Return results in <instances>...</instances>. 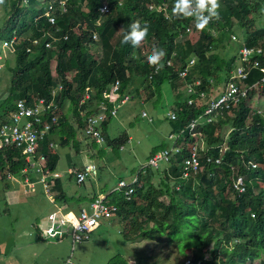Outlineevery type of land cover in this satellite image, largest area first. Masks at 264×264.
<instances>
[{
	"label": "trees",
	"instance_id": "16d2710c",
	"mask_svg": "<svg viewBox=\"0 0 264 264\" xmlns=\"http://www.w3.org/2000/svg\"><path fill=\"white\" fill-rule=\"evenodd\" d=\"M49 1L53 0H4L5 19L0 27V39L11 36L15 39L12 53L6 55L0 48L3 54L0 80L4 68L8 73L6 94L0 98V120L12 110L16 98L30 104L39 97L46 103L53 98L57 104L56 109L52 108L53 116L69 104L73 121L61 113L59 121L52 123L49 134L35 149L36 154L38 151L46 157L45 164L41 165L49 170L46 178L51 185L53 203L65 211L78 212L80 207L73 206V200L87 199L84 205L88 206L100 194L95 191L91 177L77 183L76 172L82 167L68 173L75 177L76 184L88 185L89 193L75 198L66 190L62 173L54 174L58 172L59 154L48 148L52 141L50 134L57 130L63 146L78 148V133L82 132L86 117L96 112L97 107L98 112L102 111L101 104L104 111L111 109L108 98L114 95L111 88L116 79L119 81L116 96L126 92L134 75L140 78L147 96L160 91L167 83L177 97L174 102L177 117L171 120V129L176 133L183 130L181 137L173 142L179 151L168 160L160 161L153 170L139 173L129 200L118 190L105 195L107 205L118 207L119 221L130 226L122 234L123 238L136 241L168 236L181 253L189 248L188 263L185 260L184 264H252L255 259L264 264V112L244 102L254 89L229 108L211 111L210 121L196 124L193 130L186 125L203 113L205 100L198 99L195 104L187 105L186 100L181 102V91L177 90L183 82L178 71L192 57L195 69L189 70L186 81L200 78L197 88L208 93L212 86L214 90L222 88L236 53L223 58L217 49L229 40L234 28L244 37L245 45H264V28L259 24L264 0H220L219 19L212 20L203 31L196 29L194 17L169 21L175 0H68L66 12L53 13L57 16L53 24L45 15ZM105 2L109 4L108 13L100 12ZM136 20L141 26L148 25V36L138 47L122 44L124 32ZM111 25L123 31L114 44L104 46L101 39ZM187 27L196 34V39L188 35L190 32L187 34ZM33 38H39L40 45L26 51ZM45 42H50V46L45 47ZM153 47L167 53L163 58L164 67L159 71L147 63ZM171 56L173 64L167 65L165 61ZM9 57H12L11 63ZM263 75L260 68H254L244 82L253 84ZM58 83L63 87L53 94ZM258 87L264 92V82ZM132 92L137 95L138 88ZM108 120L109 117L102 124L104 135ZM226 125L227 132L222 135L220 131ZM127 137L122 134L108 146H121L129 140ZM200 141H204V147L199 146ZM91 142L96 146L94 140ZM9 147L7 152L0 153V170L19 175L24 166L20 149L14 145ZM193 148L199 166L195 172L182 177V162ZM151 171H155L157 179L151 178L148 174ZM27 175L34 187L39 184L42 188L37 174L28 172ZM236 177H240L243 185L240 192L232 186ZM37 239L41 238L37 236ZM107 264H128V261L113 255Z\"/></svg>",
	"mask_w": 264,
	"mask_h": 264
},
{
	"label": "rangeland",
	"instance_id": "374dc122",
	"mask_svg": "<svg viewBox=\"0 0 264 264\" xmlns=\"http://www.w3.org/2000/svg\"><path fill=\"white\" fill-rule=\"evenodd\" d=\"M6 1L9 2V0ZM102 4H106L109 12V4L106 2ZM4 12L3 4H0V27L4 23ZM119 30L120 27L111 25L110 30L105 32L101 39V43L104 46L114 44L121 32ZM230 34L234 35L235 38L231 39ZM188 35L196 39V34L193 31ZM241 35L238 28L231 30L227 43L225 42L217 49L218 54L225 58L236 53L240 41L244 38ZM11 62L12 57H9V63ZM7 79L8 73L4 68L0 80V96L6 94L4 86ZM179 87L180 89L177 88V90L181 91L179 97L182 102L186 98V93L183 84H180ZM135 88H138L137 95L132 92ZM146 91L144 86L140 84V78L134 75L127 86L125 93L129 97L124 103H120L121 96L117 97L116 94L108 98L110 107L115 108L116 113L109 116L108 122L105 123V143L92 146L89 138H85L84 134L80 132L78 133V138L82 141L83 147L90 149L89 153H91L92 160L98 167L94 189L98 193L101 192V195L114 188L120 178L126 181L131 180L139 168L147 163L149 151L171 147L173 140L169 134L177 135L176 132L172 131L171 120L168 118L170 113L177 114V108L174 104L177 98L175 92L167 83L162 85L160 91L151 96H147ZM85 95L87 96L88 93ZM244 102L253 109L264 112L262 88L254 89L251 95L244 99ZM66 106L67 108L62 109L60 114L72 115L69 104ZM141 111L145 112V117L140 115ZM5 118L8 119V117ZM147 118L152 120L149 121ZM208 122L202 119L201 123L207 124ZM227 129L228 126L226 125L220 133L225 135ZM122 134L131 137H127L129 140L121 146H108ZM58 136L59 132L54 131L53 139H56L54 142L59 143L57 151L59 155H62L57 170L62 173L61 180L66 184V190L71 194L75 193V198L81 194H88L89 186L76 184L75 177L68 173L67 162L71 159H74L76 163L83 161V155L75 152L72 145L61 146ZM199 146L204 147V141H200ZM148 174L153 179L158 178L155 171ZM3 178L0 179V184L11 182L15 185L14 190L17 192L13 191L14 194H10L8 188L0 189V264H107L113 255H120L123 261H128V264H184L190 254L189 248L184 251L185 253H181L175 246V242L168 239V236L127 241L122 234L127 233L130 226L128 222L119 221L117 216L111 221H100L99 227L89 232L88 236L81 242H75L69 236L72 234V229L68 226L63 227L65 231L63 235L59 233L56 235L44 234L42 230L51 225L47 221V215L53 212L58 214V205L52 203L53 194L42 193L39 184H36L35 187L30 185L32 189H35L26 194L24 191V193L22 192L23 179L21 182L20 177L16 175H11V179H7L5 176ZM85 203H87V199L83 198L72 201L73 206H81L84 211L89 212V209L84 207ZM70 212L66 211V214ZM147 226H151V224ZM79 234L85 235V233ZM37 236L41 239H37ZM252 264H259L258 259H255Z\"/></svg>",
	"mask_w": 264,
	"mask_h": 264
},
{
	"label": "built area",
	"instance_id": "2783aa9c",
	"mask_svg": "<svg viewBox=\"0 0 264 264\" xmlns=\"http://www.w3.org/2000/svg\"><path fill=\"white\" fill-rule=\"evenodd\" d=\"M26 1V0H25ZM67 1L68 0H53L47 2L45 15L48 17L50 23H56L57 16L53 13L57 10L59 12L67 11ZM100 12H108L106 4H102ZM259 24L264 28V2L263 10L260 12ZM190 28L187 27L185 31L190 32ZM96 38V34L93 35ZM230 38L234 39V35L230 34ZM12 40H1L0 48H9L11 47ZM33 45L40 44L39 38H34L32 40ZM45 47L50 46V42L44 43ZM3 54L0 53V68H1V59ZM194 59H190L187 63L179 69L178 74L183 79V85L186 93V103L187 105H193L196 103V100L203 99L205 100L206 107L204 108L203 113H201L198 118L205 119L210 121L209 114L211 111L216 109H227L232 104L239 102V99L242 98L245 94V86L242 83V79L249 77L254 68H260L264 72V45H255L248 46L244 42H241V45L237 49V58L235 64L229 69L227 78L224 81L222 90L220 92H215L209 94L205 89L197 88V85L200 84V78L195 77L194 79L186 81V75L188 74L189 69L194 64ZM167 65L172 64L171 59H167L165 62ZM155 71H157L154 68ZM264 82V75L258 82L254 83L253 86H257L259 83ZM119 81L115 80L111 92L115 93L118 87ZM128 98V95H125L122 99L124 102ZM56 104L52 102L46 103V100L43 97H39L37 102L30 104L26 102L23 98H17L14 102V108L9 114L10 121H3L0 124V153L5 152L9 149L10 145H14L15 149H20V156L24 162L23 168L20 170L19 175L20 181L23 179V191L25 193L32 192L34 189L30 185L34 183L29 179V173L34 172L38 176V181L41 183L44 194L51 195L50 189L51 185L47 182L46 175L49 172L44 165L41 163L46 162V157L43 153H35L36 147L38 148V143H40L44 137L50 132L52 123H56L58 117L51 114L52 110L56 108ZM53 108V109H52ZM111 115L115 114V109L110 111ZM141 116H146L144 111H141ZM48 116H51V120L48 119ZM104 114L99 113L94 116H88L86 119V124L83 128V134L85 137L94 140L96 143H105V136L100 128V123L104 119ZM168 118L171 120L176 119V113H170ZM151 121V118H147ZM197 124V120L192 119L187 123V129L193 130ZM183 130H181L176 136L170 134L169 137L175 142V139L181 137ZM58 144L50 141L48 143V148H57ZM179 151V147L172 144L171 147H165L161 150L154 152L147 159V163L142 165L131 180L126 181L121 179L117 182L116 189L122 191L124 198L126 200L130 199L131 194L134 192V183L139 179L138 174L144 173L147 169H152L154 166H157L160 161L168 160L174 155V153ZM3 159H5L3 157ZM215 162L218 161V158L214 159ZM256 164H253L255 166ZM199 166V161L196 157L195 148L182 162L181 169L183 170L182 177H186L189 172H195ZM72 171L74 169H71ZM70 170V171H71ZM3 171V172H1ZM71 171V172H72ZM76 172V171H73ZM54 174L59 175V172H54ZM98 174V168L93 161L84 163L82 170L76 172L77 183H82L86 180L87 177L95 178ZM11 174L9 171L3 169L0 170V176H5L7 179H11ZM232 186L237 191L243 190V185L241 183L240 177H236ZM49 200H52L49 198ZM104 195H99L90 205L89 212L80 210L79 212H71L70 215L66 214V211L59 208L57 213H50L47 215V221L51 223L50 226H47L42 230L44 234L47 235H63L65 233L63 227H70L72 229V234L69 235L73 238L75 242H81L86 238L91 230H94L98 227L100 221L102 220H111L116 216L118 207L115 205H107ZM53 202V201H52ZM41 233V231H40ZM79 233H85L84 236H81ZM44 237L46 235H43ZM188 263V259L186 260Z\"/></svg>",
	"mask_w": 264,
	"mask_h": 264
},
{
	"label": "clouds",
	"instance_id": "9594fccd",
	"mask_svg": "<svg viewBox=\"0 0 264 264\" xmlns=\"http://www.w3.org/2000/svg\"><path fill=\"white\" fill-rule=\"evenodd\" d=\"M4 3V0H0V4H3ZM220 7H221V4H220V0H175V3H174V7L172 8V14L168 17V19H169V21H171L173 18H180V17H183V18H193L194 17V19H195V27H196V29L197 30H200V31H203L208 25H209V23L212 21V20H218L219 19V9H220ZM119 31H123V29L121 28ZM148 32H149V27H148V25L145 23L143 26H141V22L140 21H138V20H136V21H132L130 24H129V29L126 31V32H124V34H123V37H122V40H121V43L122 44H131L133 47H138L144 40H145V38L148 36ZM189 33V32H188ZM187 33V34H188ZM14 39H15V37L14 36H11L10 38H8V39H6V40H12V43H11V47H9V48H5L4 49V52H5V54L7 55L8 53H12V51H13V41H14ZM34 39V38H33ZM32 39V40H33ZM1 40H4V39H0V41ZM32 40H31V43H30V45L29 46H26V51H32V47H36V46H38V45H40V44H37V45H33V43H32ZM241 42H243V40H241L240 41V43H239V45H238V47L241 45ZM238 47H237V49H238ZM166 51L164 50V49H162V48H156V47H153V49H152V53H151V55H149L148 57H147V63L149 64V66L150 67H153V68H155L157 71H159L161 68H163L164 67V63H163V58L166 56ZM172 56H174V54L172 55ZM172 56L171 57H169L168 59H171V61H172V64H173V60H172ZM193 58V57H192ZM192 58H190V59H192ZM236 58H237V50H236ZM236 58H235V60H234V62H233V64H232V66L235 64V62H236ZM189 59V60H190ZM194 59V61H195V58H193ZM189 60H187V62L189 61ZM166 62V61H165ZM186 62V63H187ZM185 64V63H184ZM183 64V65H184ZM170 65V64H169ZM231 66V67H232ZM183 67V66H182ZM181 67V68H182ZM230 67V68H231ZM229 68V69H230ZM191 70L192 69H195V62H194V64L192 65V67L190 68ZM189 69V70H190ZM229 69H228V71H227V73H226V75L224 76V80H223V84H224V81H225V79L227 78V75H228V72H229ZM189 72V71H188ZM179 75V74H178ZM117 80V79H116ZM244 80H245V78L244 79H242L241 81H242V83L245 85V86H247V87H245V89H247V90H245V95H247L248 94V92H250L252 89H256V88H259L258 87V85L257 86H253V84L254 83H256V82H258V80H256L253 84H247V83H245L244 82ZM181 84H183V82L181 83ZM119 85V84H118ZM62 87H63V85L61 84V83H58L56 86H54V88H53V94L54 93H56V91L57 90H59V89H62ZM222 87H223V85H222ZM177 88H179L180 89V87L178 86ZM262 88V87H261ZM211 92L209 93V94H211V93H215V92H220L221 90H222V88L220 89V90H214L213 89V86L211 87ZM117 92H118V87H117V90H116V92L115 93H112V94H117ZM125 95H128L127 93H125L124 95H121V97H120V103L122 104V103H124L125 102V100H124V102H122V99L124 98V96ZM245 95L243 96V97H245ZM117 97H119V96H117ZM128 97H129V95H128ZM242 97V98H243ZM0 98H2V97H0ZM242 98H240L239 100H241ZM17 99V98H16ZM15 99V100H16ZM15 100H14V102H15ZM52 100H53V98L51 99V102H52ZM114 102H116V100H114ZM50 103V102H49ZM53 103L54 104H56V102H54V100H53ZM236 103H238V102H236ZM236 103H234V104H236ZM57 105V104H56ZM101 107H102V111H100V112H98L97 110H96V112H93V113H91V114H89L88 116H94V115H97V114H99V113H103L104 114V119L102 120V122L100 123V128H101V130H102V124H103V122L106 120V118L107 117H109V116H113V115H111L110 114V111L112 110V109H115V108H113V107H111V109H107V111H104V105L103 104H101L100 105ZM205 107H206V105H205ZM13 108H14V104H13ZM12 108V109H13ZM56 108H57V106H56ZM56 108H54V109H56ZM10 112L11 111H9L7 114H6V116L5 117H8L9 116V114H10ZM115 113H116V109H115ZM67 115V114H66ZM141 115V114H140ZM60 114L58 113L57 115H56V117H58V120L57 121H59V118H60ZM87 116V117H88ZM3 118V119H1L0 120V124L3 122V121H10V119H9V117H8V119H6V118ZM87 117H86V119H87ZM142 117H145V116H142ZM176 117H177V114H176ZM67 119L69 120V121H73V114L71 115H67ZM171 120V119H170ZM175 120V119H174ZM195 120H197V124L198 123H200V122H202V119H199V118H196ZM86 124V123H85ZM187 126V125H186ZM84 128V127H83ZM102 132H103V130H102ZM49 134V133H48ZM81 134H83V130H82V132H81ZM104 134V133H103ZM176 134H178V133H176ZM170 135V134H169ZM105 136V135H104ZM85 137V136H84ZM89 140H91V139H89ZM52 142H54L53 140H52ZM41 143V142H40ZM54 143H57L58 144V146H59V143L58 142H54ZM96 143V142H95ZM96 144H98V143H96ZM38 145H39V143H38ZM163 148H165V147H163ZM10 149V148H9ZM9 149H7L5 152H7ZM51 150H56L57 148H50ZM158 151V150H157ZM38 152V151H37ZM156 152V151H155ZM154 153V152H153ZM153 153H151V154H149V155H147V158L149 157V156H151ZM98 168V167H97ZM140 169V168H139ZM97 176H98V174H97ZM96 176V177H97ZM119 180H121V179H119ZM118 180V181H119ZM125 180V179H124ZM117 181V182H118ZM117 190V189H116ZM101 195V194H100ZM97 198H98V196H97ZM93 202V201H92ZM91 202V203H92ZM53 203V202H52ZM90 203V204H91ZM89 204V205H90ZM89 205L88 206H86L88 209H89ZM80 210H83L82 208H80ZM79 210V211H80ZM69 211V210H68ZM78 211V212H79ZM71 212H76V211H71ZM112 220V219H111ZM111 220H107V221H111ZM98 227H99V225H98ZM96 229V228H95ZM94 229V230H95ZM92 231V230H91ZM90 231V232H91ZM187 260V259H186ZM185 263H187V262H185Z\"/></svg>",
	"mask_w": 264,
	"mask_h": 264
},
{
	"label": "crops",
	"instance_id": "0c3cea01",
	"mask_svg": "<svg viewBox=\"0 0 264 264\" xmlns=\"http://www.w3.org/2000/svg\"><path fill=\"white\" fill-rule=\"evenodd\" d=\"M1 84V83H0ZM0 87H1V85H0ZM5 96V95H4ZM0 97H3V96H0ZM50 137H51V139L50 140H56V139H53V134H50ZM59 137V140H60V142H61V135H59L58 136ZM129 138L131 137L130 135L128 136ZM78 140L80 141V139L78 138ZM82 141H80V144H79V146H78V148H74V150H75V152H77V153H79V154H82L83 155V157H84V159H83V161H80V162H74V159L72 160H69L67 163H68V171H70L71 169H80L82 166H83V164L84 163H87V162H89V161H93L92 160V156H91V153H89V148H86V147H83V144L81 143ZM61 144V143H60ZM61 146H63V144H61ZM60 146V147H61ZM59 147V148H60ZM153 150V149H152ZM151 150V151H152ZM52 151H54V152H57L58 153V151H57V149L56 150H52ZM151 151H149V153H148V155L149 154H151ZM61 157H62V155L60 154L59 155V161H58V165H59V162H60V159H61ZM57 165V166H58ZM56 171H58V172H60L59 170H57V167H56ZM61 173V172H60ZM96 179H97V177H95V178H92V180H93V182L95 183L96 182ZM120 179H122V178H120ZM83 186H86V185H83ZM1 188H5V184H0V189ZM15 189V185H13L11 182H9L8 183V193H10V194H14V192L13 191H15V192H17V190H14ZM21 190V189H20ZM112 190H116V185L114 186V188H112L110 191H112ZM109 191V192H110ZM22 192H23V189H22ZM109 192H107V193H109ZM24 193V192H23ZM98 193V192H97ZM101 193V192H100ZM100 193H98V194H100ZM106 193V194H107ZM27 194V193H26ZM72 194H74L75 195V193H72ZM106 194H104V196L106 195ZM76 196V195H75ZM84 207H86V205L84 206ZM59 208H61L60 206H58V209ZM80 208H82L81 206H80ZM69 214H71V212L69 213Z\"/></svg>",
	"mask_w": 264,
	"mask_h": 264
},
{
	"label": "bare ground",
	"instance_id": "6f19581e",
	"mask_svg": "<svg viewBox=\"0 0 264 264\" xmlns=\"http://www.w3.org/2000/svg\"><path fill=\"white\" fill-rule=\"evenodd\" d=\"M49 118V117H48ZM67 215H70V214H67Z\"/></svg>",
	"mask_w": 264,
	"mask_h": 264
}]
</instances>
